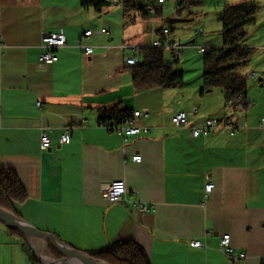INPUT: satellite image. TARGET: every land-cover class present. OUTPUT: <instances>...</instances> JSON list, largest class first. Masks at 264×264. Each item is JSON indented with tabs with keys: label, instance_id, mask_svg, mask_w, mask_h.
<instances>
[{
	"label": "crops",
	"instance_id": "1",
	"mask_svg": "<svg viewBox=\"0 0 264 264\" xmlns=\"http://www.w3.org/2000/svg\"><path fill=\"white\" fill-rule=\"evenodd\" d=\"M243 1L231 4H250ZM262 2L241 43L252 53L240 72L247 106L235 114L238 131L230 135L220 127L192 137L190 125L240 108L228 106L221 90L218 101L215 90H191L190 110L175 90H134L124 63L131 52L121 46H150L133 31L137 17L131 27L121 6L119 13L111 6L83 7L80 0H0V168L14 170L26 188L27 199L15 208L19 215L86 253L131 240L151 264H232L218 248L227 232L235 250L246 254L239 264H264V82L249 76L264 74ZM58 27L66 44L54 63L40 64L41 36ZM100 28L106 33L96 32ZM86 29L94 30L85 39L90 56L76 46ZM115 104L147 112L137 124L149 131L124 143L99 122L100 110ZM180 111L188 126L173 124ZM65 126L70 141L60 143ZM41 130L51 140L47 149L40 146ZM135 154L140 161L131 160ZM115 179L124 180L126 200L110 203L104 189ZM207 181L214 188L205 197ZM134 201L150 209L133 210ZM192 239L206 246L192 247ZM30 251L0 221V264H34Z\"/></svg>",
	"mask_w": 264,
	"mask_h": 264
},
{
	"label": "trees",
	"instance_id": "2",
	"mask_svg": "<svg viewBox=\"0 0 264 264\" xmlns=\"http://www.w3.org/2000/svg\"><path fill=\"white\" fill-rule=\"evenodd\" d=\"M115 3L122 8L124 25L132 23L136 17L146 20L160 16L164 5L158 3L157 0H118ZM80 4L83 7H91L100 11L112 3L108 0H80ZM182 5L183 0H180L178 7ZM149 8L152 10L149 11ZM259 9V5L251 4H226L224 6L219 17L221 45L205 47L202 52L200 94L219 88L223 92L225 101L233 100L235 103H243L247 90L246 77L237 70L248 62L252 51L241 47V42L246 36V27L254 22ZM139 54L138 62L128 66L134 90L173 88L182 85L183 72L175 66L177 57L174 51H171L173 61L165 59L163 47H141ZM246 106L245 102L244 107ZM130 111L132 110L115 104L110 108L100 110L99 122L102 125H108L112 121L117 122ZM27 197L26 188L18 174L12 169L0 168V207L20 216L15 208ZM9 229L22 236L18 230ZM88 255L107 264H151L145 250L131 240L113 242L102 249L88 252ZM32 260L34 264H41L34 257Z\"/></svg>",
	"mask_w": 264,
	"mask_h": 264
},
{
	"label": "rangeland",
	"instance_id": "3",
	"mask_svg": "<svg viewBox=\"0 0 264 264\" xmlns=\"http://www.w3.org/2000/svg\"><path fill=\"white\" fill-rule=\"evenodd\" d=\"M179 1L180 0H167L166 3L162 7V14L160 16H154L146 20H142L139 17H137L136 22H135L136 24L135 27L132 26L133 25L132 23H129L127 26L133 27V31L136 29L137 33L143 35L146 38V40H149L150 46L153 40L152 36H155L154 29L161 30L162 28L169 29L168 36L170 40L181 44L182 48L178 49L180 51V54L177 57L175 66L177 69L182 70L183 72V83L182 85L177 86V87L159 88V89L160 90H175V92H177L175 96H179L182 98L180 99V101L182 100L180 103H183L185 107H189L188 109L190 110V103H191L190 102V91L191 90H201V87H202V52H199L198 48L199 47H206V48L207 47H217L221 45V42H222L221 41V22L219 20V17L222 14L224 6L226 4H231L233 0H183V5L178 7ZM243 2L250 3L251 5H255L256 3H258V0L257 1L256 0H244ZM109 6H111V8H116L115 11L120 13L121 9H120L119 4L112 3ZM106 14H107L106 16H108L106 18L107 20H109L110 13H106ZM122 24L123 22L122 20H120L121 28H122ZM251 24H249L246 28H248ZM121 28H119L120 33H121ZM192 40L194 41L192 42ZM132 43H135V42H132ZM164 57L168 61H173V56L171 54V51L166 48H164ZM241 69L242 67H240L237 71L240 73ZM212 90H215L212 93L213 94L212 96L215 100L216 98H218V94H219L218 92L221 89L214 88ZM182 93H184V95H182ZM197 99H199V95ZM216 100L218 101V99ZM196 106H199V104H197ZM243 106L244 105H241V107ZM241 111H242L241 108L232 109V111L224 118L229 117V116H234L235 114H237L238 112L240 113ZM207 118H213V117H207ZM207 118H205L203 122ZM263 124H264V121H262V118H261V126ZM190 126H193V125H190ZM239 127L240 126L237 125L236 131L231 134L229 129H227L225 126H221V128H224L230 135L235 134L238 131ZM217 128H220V127H217ZM207 182H211V181H207ZM213 188H214V184H213ZM204 193H205V190H204ZM209 193L207 194L205 193L204 194L205 197H207ZM192 240H195V239H192ZM192 240L189 241V244ZM44 243H45L43 247L44 253L50 257H54L57 260H59L61 258V255L53 247L50 246L51 244L48 241H44ZM230 243H231V237H230ZM201 244L202 245L199 247L192 246L191 244L190 246L196 247V248H201V247L206 246L202 242ZM26 246L28 247L27 243H26ZM218 248H219V243H218ZM30 252L32 254V251ZM241 261H239L237 264H239ZM64 263L69 264L67 262H63V264Z\"/></svg>",
	"mask_w": 264,
	"mask_h": 264
},
{
	"label": "built area",
	"instance_id": "4",
	"mask_svg": "<svg viewBox=\"0 0 264 264\" xmlns=\"http://www.w3.org/2000/svg\"><path fill=\"white\" fill-rule=\"evenodd\" d=\"M110 3L118 2V0H108ZM160 4H165L167 0H157ZM152 8H149L151 11ZM98 33H106L105 28H100L97 30ZM94 33L92 29H86L82 32L81 36L76 42V46L80 48V50L84 53V55H91L93 52L92 45L85 42V39L89 38ZM169 29L162 28L158 34H156L155 38L152 40V47H163L168 50L174 51L175 56L178 57L182 46L180 43L170 40ZM65 34L62 27H58L55 31L43 33L41 36V47L42 51L39 55L40 64L48 65L54 63L58 56L56 54V50L65 46ZM4 42L0 40V64L2 57V50L4 47ZM121 47H127L130 49V54L124 57V63L127 66L134 65L139 60L138 54V46L134 44L122 45ZM204 47H199L198 51L203 52ZM251 78L257 77L264 82V74L251 72L249 74ZM228 106H235L236 108H241L243 105L242 102L235 103L233 100L227 101ZM37 105L40 106V102H37ZM196 112V110H194ZM148 115L147 112H142L140 110L133 109L131 112L124 114L119 121L110 122L106 126L111 131L115 132L119 136H121L122 141L125 143L129 140L130 137L135 136L140 133H147L149 128L145 125L137 124V120ZM171 120L176 127H184L188 124V116L185 111H180L175 113ZM237 118L236 116H229L224 119H216V118H207L200 125L189 126V134L193 137L197 136H205L208 135L213 129L221 126H225L229 129L230 133H234L237 127ZM262 121H264V117H262ZM69 126H65L63 132L59 136L60 143H69L70 134H69ZM51 140L49 136L46 134L45 130H41L40 133V146L42 149L49 148ZM131 160L140 161L141 156L139 154H135L131 156ZM213 189V184L211 182H206L204 185L205 193H209ZM104 197L110 202H123L126 200V185L123 179H115L112 180L104 189ZM132 209L137 211H147L150 209V206L142 203L134 201L132 204ZM192 246L199 247L201 246V242L197 239L192 240L190 242ZM219 249L229 258L232 264H237L239 261L243 260L246 257V254L243 251H235L230 243V235L228 233H223L220 237L219 241Z\"/></svg>",
	"mask_w": 264,
	"mask_h": 264
},
{
	"label": "water",
	"instance_id": "5",
	"mask_svg": "<svg viewBox=\"0 0 264 264\" xmlns=\"http://www.w3.org/2000/svg\"><path fill=\"white\" fill-rule=\"evenodd\" d=\"M194 40H192L193 42ZM0 221L5 224L8 228H14L18 230L28 246L30 247L34 258L38 260L39 263L44 264L43 261L37 254V251L31 246L32 238H40L48 241L51 246L61 255L59 260L68 261L76 260L83 261L87 264H107L101 260L92 258L88 253L73 249L62 242L54 233L45 230H40L35 226L29 224L21 216L14 214L11 211L3 209L0 207Z\"/></svg>",
	"mask_w": 264,
	"mask_h": 264
},
{
	"label": "bare ground",
	"instance_id": "6",
	"mask_svg": "<svg viewBox=\"0 0 264 264\" xmlns=\"http://www.w3.org/2000/svg\"><path fill=\"white\" fill-rule=\"evenodd\" d=\"M39 241V242H38ZM42 241L39 238H32L31 240V246L37 251L38 256L43 261L44 264H63V262H67L69 264H87L83 261H76V260H57L56 258H52L44 253V243H41ZM43 248V249H42ZM88 253V252H87ZM66 264V263H64ZM102 264V263H99Z\"/></svg>",
	"mask_w": 264,
	"mask_h": 264
}]
</instances>
